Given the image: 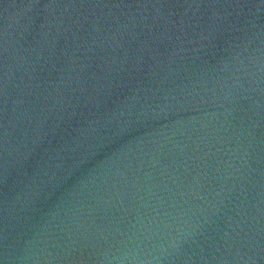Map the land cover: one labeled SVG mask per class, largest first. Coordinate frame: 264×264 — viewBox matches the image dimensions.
<instances>
[{
  "label": "water",
  "instance_id": "1",
  "mask_svg": "<svg viewBox=\"0 0 264 264\" xmlns=\"http://www.w3.org/2000/svg\"><path fill=\"white\" fill-rule=\"evenodd\" d=\"M0 264H264V0H0Z\"/></svg>",
  "mask_w": 264,
  "mask_h": 264
}]
</instances>
